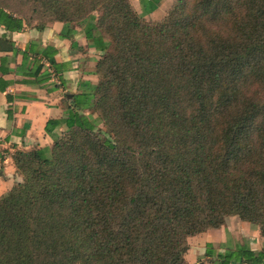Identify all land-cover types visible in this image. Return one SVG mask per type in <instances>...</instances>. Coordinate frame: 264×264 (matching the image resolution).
Wrapping results in <instances>:
<instances>
[{"label": "trees", "instance_id": "obj_1", "mask_svg": "<svg viewBox=\"0 0 264 264\" xmlns=\"http://www.w3.org/2000/svg\"><path fill=\"white\" fill-rule=\"evenodd\" d=\"M56 22L101 53L98 82L47 122L51 149L13 154L0 264H188V239L228 217L264 238V101L248 93L264 94V0H174L158 21L130 0H0L6 32ZM13 52L35 77L57 67L51 47ZM204 256L264 264L228 238Z\"/></svg>", "mask_w": 264, "mask_h": 264}, {"label": "crops", "instance_id": "obj_2", "mask_svg": "<svg viewBox=\"0 0 264 264\" xmlns=\"http://www.w3.org/2000/svg\"><path fill=\"white\" fill-rule=\"evenodd\" d=\"M140 1L130 0L133 9L143 14L147 21H158L174 0H143L146 6L160 1L157 8L146 13H143ZM62 30L63 24L58 22L48 24L42 30L30 26L13 33L0 27V59L7 60L2 63L0 60V197L15 182L21 181L12 160L15 151L51 149L52 139L45 130L47 122L61 119L67 104H72L73 96L98 82L95 66L101 53L87 44L81 29L75 28L74 34L65 37L60 36ZM31 42L55 51L56 69L42 59L41 73L37 77L32 74L35 69L33 58L29 55L25 63L21 53L13 52L14 47L22 51ZM63 131L64 127L59 126L53 134L60 135ZM228 219L238 220L228 217L225 226ZM243 223L238 225L240 229ZM224 227L192 238H202L206 244L223 243L226 239L222 234Z\"/></svg>", "mask_w": 264, "mask_h": 264}, {"label": "rangeland", "instance_id": "obj_3", "mask_svg": "<svg viewBox=\"0 0 264 264\" xmlns=\"http://www.w3.org/2000/svg\"><path fill=\"white\" fill-rule=\"evenodd\" d=\"M154 2V1H153ZM152 4V3H149ZM145 13V12H143ZM143 16V14H141ZM250 94L249 97H255L259 103L264 101V94L263 91H257L256 89H250L248 91ZM85 115L89 116L91 119L95 118L96 116L90 112H86ZM263 113L259 115L256 120V125H258L261 121ZM227 126L226 119L222 118L219 122L218 128L220 131L224 130ZM100 131V135L102 139L108 137V133H106L105 128L102 125H98L97 128ZM239 220L231 221L228 219V222L224 229L222 230V234L225 236V241L231 239L234 243H246L250 249H264V238H262L258 232V228L254 225H247L244 222L242 224L241 229L238 227L240 225ZM224 241V242H225ZM217 245L219 243H212ZM189 245V252L186 255V260L188 264H211L213 259H208L204 256V250L206 243L202 238H190L188 240Z\"/></svg>", "mask_w": 264, "mask_h": 264}]
</instances>
